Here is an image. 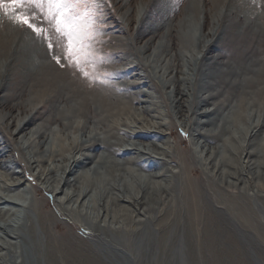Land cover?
Masks as SVG:
<instances>
[{"label": "bare ground", "instance_id": "obj_1", "mask_svg": "<svg viewBox=\"0 0 264 264\" xmlns=\"http://www.w3.org/2000/svg\"><path fill=\"white\" fill-rule=\"evenodd\" d=\"M143 1L141 13L149 2ZM171 1L153 0V4L160 3L158 14L147 16L139 27L143 31L135 33L139 48L132 55L143 58L148 66L146 70L140 67L144 72H133L130 77L134 86L129 92L137 104L129 108L136 118L132 125L125 126L128 128L123 136L118 134L123 127L118 124L120 112L114 109L115 120L105 122L103 111H94L88 100L68 101V93L78 88L70 82L68 85L67 75L54 67L53 62L47 63L46 50L27 32L16 38L12 47L7 46L4 54L0 52V264H57L56 257L49 255L54 239L52 222L47 223L46 216L51 215L55 217L54 223L66 218L85 232L86 238L79 237L73 243V248L81 249L85 258L82 261V255L78 254L79 263L205 264L202 247L190 239L188 211L196 204L186 200L188 161L190 165L196 161L205 187L213 194L208 200L215 205L224 203L226 207L219 211L238 223L239 207L236 209L235 201L224 198L221 185H235L232 178L244 175L246 170L257 178L263 176L264 80L246 77L253 73L246 69L244 83L236 84L243 89L237 100L241 104L235 102L236 109L234 104L228 105V99L220 98L222 89L218 88L225 83L226 76L224 79L221 75L212 76L205 67L220 64V53L214 55V49L222 34L228 30L234 34V27L238 34L256 25L261 13L255 5L261 3L230 0L224 11V20L230 25L220 26L216 22L207 35L198 37L190 49L192 63L183 51L173 53V48L167 47L174 38ZM202 1L190 0L188 12L184 13L186 24L180 20L181 34L189 45L197 37L196 28L201 24L200 15L196 18L189 5L199 11ZM127 3L130 0H126L122 9ZM199 12L202 16L204 9ZM125 17L127 22L132 21L130 16ZM168 26L167 33L159 36V30ZM13 27L9 24L8 29L12 31ZM257 36L264 39L262 32ZM157 37L158 48L152 53L160 69L146 60L152 57L149 53ZM17 41L20 42L13 48ZM134 63L143 65L141 61ZM210 78L212 81H208ZM256 87L260 89L257 100L252 96ZM61 105L69 109L71 116H59L63 112ZM55 119L61 121L62 130L59 138L51 136L53 140L49 141L44 123ZM92 125L95 126L91 129ZM171 126L176 128L175 132L180 129L188 134L191 147L184 156L176 148ZM26 173L33 179L29 181ZM33 181L36 188L40 187L41 192V188L46 189L53 197L51 211H44L41 208L44 204L33 197V190L37 191L31 185ZM249 190L241 188L243 200L264 205V197L251 195ZM176 214L181 215L171 221V215ZM38 222L44 237L40 235ZM238 224L231 223L234 229ZM209 250L214 254V264H247L242 258H231L234 247L226 249L229 258L217 254L223 251L221 248ZM254 259L257 264H264L257 254Z\"/></svg>", "mask_w": 264, "mask_h": 264}, {"label": "rangeland", "instance_id": "obj_2", "mask_svg": "<svg viewBox=\"0 0 264 264\" xmlns=\"http://www.w3.org/2000/svg\"><path fill=\"white\" fill-rule=\"evenodd\" d=\"M152 1L153 0H149L145 9L141 13L142 5L144 3V1L142 2V0H130V3H127V5L123 9L122 6L123 4L126 3V0H102L101 10L103 12V20L105 21V23L102 25L104 34L101 37V39L103 40V43L98 45V47L100 49V53L105 57V62L99 66V71L101 74L103 73L115 74V76L109 81V83L101 84L97 82L95 84H89L85 82L82 78L73 77L68 71L61 70V73L64 72L65 75H67L66 80L68 85L70 82L72 87L78 88L76 90H73V92L70 91L68 93L69 96L68 101L71 100L72 98L77 99L79 102L88 100L89 106L94 111H96L95 109H100L99 111L101 110L103 111L102 118L105 122L107 121L111 122L115 120L114 117V114L116 113L115 110L117 112H120L117 115H119L118 118L119 126H123L122 127L123 129L121 128V130H119L118 132V134L121 136L126 134L127 130L125 128L128 127L125 126L132 125L131 121L134 118H136V113L130 111L129 108V105L133 104V106L135 107L137 104L135 100L132 101V99L135 98V96L131 92H129L132 91L130 89L134 86V84L130 80V77L133 74V72H137V71L144 72L143 69L146 70L148 66L146 63H144L143 58L140 59L139 57L136 56L134 57L132 53L134 51H138L135 48H139L135 43L136 31L139 30V27H141L142 22L147 16L148 17L156 16L158 14L156 11H158L159 8H161L159 7L160 1L154 4L152 3ZM229 1L230 0H203L202 1L203 5H200V9L201 8L204 9V14H202V16L201 13L199 12L200 9L198 11L196 6L191 7L189 5L190 10L194 12L196 18H199L198 15H200L201 17V24L196 28L198 31L197 37H193L192 39H194V41L189 45V43L186 42L187 38H185L181 34V28H179V26L181 24L180 20L183 21L185 18L184 13L188 12L186 6H188L190 0H172L171 7L173 6L175 8L174 9L172 7L174 10V12L172 13L173 16L172 27L174 30L173 31L174 38L173 40L170 41L167 47L173 48L172 51L173 53H178L181 50L183 51L182 53L184 55L187 54V56L189 57L191 51L190 49H192V47L194 48L195 41H198V37L201 38L202 34L204 35L205 33L207 35V32L213 29V25H215L216 22H219L220 26H222V24L225 26L230 25L229 21L224 20L226 19L225 18L226 12L224 11L225 8L228 6ZM258 1L261 4H256L255 5L256 7L255 6L254 7L258 9L257 11H259L261 15H259L256 25L252 24L251 26L248 27V29L244 31H240L238 32V34L236 33V27H234V34L231 30L230 31L228 30L229 28H227L228 31L222 34L221 39L218 42H216V46H215L216 48L214 49L215 51L214 55L220 53L221 56L220 64L216 67L214 66L205 67L208 73L213 74L212 76L221 75L223 79L226 76L224 80L225 83L221 84L218 88V89H222V93H224V94L221 93L222 95L220 94V98L221 101H224L225 98L228 99V103H229L228 105L230 106L231 104H234L236 109H238L236 104H241L240 101H238L237 103V100L241 96L240 93L243 90L241 88H237L238 86L237 83L239 81H241V83H244L242 80L245 78L244 72L246 71V69H249L248 72H251V70L253 71V73L247 74L246 77H249L250 79L253 78L254 80H257V78L264 80V39L257 36L259 35L260 32H262V34L264 33V6H262V2H264V0H258ZM125 15L127 17L130 16L132 18V21L127 22L125 20L126 19ZM150 21L154 23V20H150ZM184 24H186L185 20H184ZM8 26L9 24L7 22L0 24V52L2 51L1 53H3L4 49H6L7 46L12 47V43L15 41V39L20 38L25 33L24 30L17 29L15 26L13 27L12 31H10L8 29ZM168 28L169 26L163 28L162 31L159 30V32H161L159 36H162L163 32L167 33ZM139 31H143V29ZM181 35L183 36L182 40L180 39ZM216 38L213 40V43L216 41ZM25 39H30V38L25 37ZM124 39H126V42ZM130 40H132L133 42L132 41L130 42ZM159 41H160L159 37H157V42L154 45V47L151 49V53H149L152 54V57H147L149 59L146 58V60L148 61V63L153 62V64L158 66L160 69V63H158V61H155L153 59L155 56L153 55V53L156 52L155 49L158 48L157 45ZM19 42L20 41H17L14 44L13 48ZM1 53L0 56H2ZM190 57L189 60L190 59L192 60V57L191 58ZM137 61H141L143 65L141 66L134 63ZM209 61L212 62L213 60L211 59ZM210 62H208V64H211ZM47 63L52 64L50 59H48ZM192 63H194V59L192 60ZM53 65L54 67H57L54 63ZM185 66L186 65L183 66L184 70L187 69V67ZM140 67L143 69H139ZM208 81H212V79L210 78V80ZM259 90L260 89L256 87V89L252 92V96L254 97L255 100H257L258 98L257 92ZM3 94L1 93V95ZM13 102L14 101H11V103ZM71 103L73 105H77L76 102H74L73 100L71 101ZM60 108H61L60 110L63 111L59 113L60 117L61 115L71 116L69 115L70 113V111H68L69 109L67 110L66 108L65 110L64 107L62 108V105L60 106ZM127 108H129V110L123 112ZM112 110L114 111V113L112 112ZM245 110H248V108ZM245 110L242 109L241 111H245ZM253 112L254 110L252 111V113ZM262 113H264V109H262ZM97 114L99 113L97 112ZM22 116H24V114ZM77 119L81 120V118H77ZM174 120L177 121V118H175ZM59 123H61V121L58 119L52 120V122L44 123L45 128L48 129L46 137H50L49 141L53 140L51 136L55 137L56 135L59 138L60 130H62V126ZM74 124L76 125V123ZM94 126L95 125H92L91 129ZM170 130H173L172 138L174 139L177 150L180 151L179 152L180 155L182 156L186 155L187 150L191 147L190 142L187 140L188 134L187 137L185 136L181 137L182 134L180 132V129L178 131L179 133L175 132L176 128L173 126H171ZM90 131L91 130H89V133ZM101 136H103V133L101 134ZM143 141L147 142V140L144 139ZM46 147H48V144H46L45 148ZM244 170H246V168ZM186 171L189 177L188 179L189 183L187 184V195H189V197H186V200L190 199L189 202L191 203V205L193 203L196 204V207L195 205H193L191 211H188L189 212L188 215L190 214V217L188 218L189 219L188 222L190 229L192 230L190 239L192 240V243L195 242L196 244H199L202 247L205 264L207 263L214 264L213 261L214 254H212V251L209 250L210 248H212L213 250L214 249L220 250L221 248V250L223 251H219L217 254L222 258H229L226 257L228 256L225 253L226 249H231L232 247H234L233 250L234 252L230 254L231 258L234 259L242 258L247 262V264H257V262L254 259L255 254H257L261 260H264V214H262L264 211V205L261 204L260 202H259L260 204L259 203L251 204V201L247 199L245 202V199L243 200V198L241 197V188L244 186L250 189L249 192L251 195L260 194L262 197H264L263 196L264 173L262 178H257V176H255L256 174L253 175L252 173H249L246 170L245 172L244 171L243 172L245 174H248V176L242 172L244 175L238 174L235 178H232V182L236 181L235 185L233 186L232 185L227 186L226 184H224L223 186L221 185V192L223 193L224 198L225 199L228 198L232 202L235 201L233 204L236 206L235 207L236 209L239 207L237 210V213L239 215L237 217L239 223L238 224L235 220L234 221L231 220L230 219L231 217L229 218V215L227 213L225 212L222 213L219 211L220 208L221 210H223L222 208L226 207L224 203L215 205V203L212 204L209 201L210 196L212 198L213 194L205 187L201 175L198 172L196 161L194 162V164L191 165L190 162L188 161ZM26 177L29 181H30L29 177L31 178V180L33 179L30 173H26ZM36 184L37 183L35 181L31 182L32 187H34V189L37 190L35 191V193L33 190V197L40 199L41 203L44 204L41 207L44 211L47 210L51 211V206H53V201H54L53 197L50 198L51 195H48L47 193L49 192L44 188H41L42 189L41 192V190L39 189L40 187L36 188ZM258 207L260 208V210ZM183 208L185 209L186 205H183ZM164 212L165 209L160 214V217L163 216ZM180 215L181 214H176L174 216L171 215L170 220L174 221L176 218H179ZM54 218L55 217H53V215L46 216L47 223L52 222L51 224L52 231L54 233V234L52 233V238L54 240L52 241L51 244L53 248L49 250V255L50 256L54 255L56 257L55 262L57 264H83L82 262L81 263L76 262V259L78 260L77 255L78 254L82 255V254L80 253L81 249H76L75 247L73 248V243L74 244L77 243L79 237L86 238L85 232H83L81 227H78L76 223H74L71 220L69 221L68 219L63 218L56 220L54 223L53 222ZM231 221L238 224L239 225L238 227L240 229L238 227H235L234 229V227L231 225L232 223ZM37 226L38 229H40V235L44 237L45 233L42 231L39 222ZM48 236L51 242L52 238H50V235ZM195 240L198 241V243ZM247 248L249 250L252 248L253 251L248 252ZM81 257H82V261H84L85 260L84 256L82 255ZM3 264H6V262Z\"/></svg>", "mask_w": 264, "mask_h": 264}, {"label": "snow or ice", "instance_id": "obj_3", "mask_svg": "<svg viewBox=\"0 0 264 264\" xmlns=\"http://www.w3.org/2000/svg\"><path fill=\"white\" fill-rule=\"evenodd\" d=\"M101 4L102 0H0V24L27 32L51 62L73 77L107 84L115 74L99 71L105 62L98 47L105 23ZM181 134L187 137L183 130Z\"/></svg>", "mask_w": 264, "mask_h": 264}]
</instances>
